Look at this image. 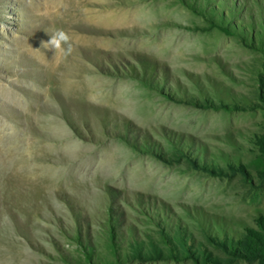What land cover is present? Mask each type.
Here are the masks:
<instances>
[{"label":"rangeland","instance_id":"rangeland-1","mask_svg":"<svg viewBox=\"0 0 264 264\" xmlns=\"http://www.w3.org/2000/svg\"><path fill=\"white\" fill-rule=\"evenodd\" d=\"M0 264H264V0H0Z\"/></svg>","mask_w":264,"mask_h":264},{"label":"bare ground","instance_id":"bare-ground-1","mask_svg":"<svg viewBox=\"0 0 264 264\" xmlns=\"http://www.w3.org/2000/svg\"><path fill=\"white\" fill-rule=\"evenodd\" d=\"M44 1V0H43ZM52 1V0H51ZM89 2V1H88ZM86 2V3H88ZM53 14L57 13V11L55 12H52ZM57 15V14H56ZM62 25V23L60 24ZM91 31H95V29H90ZM96 32H98L99 34H101L103 31H100V29H97ZM46 48V47H45ZM44 47L39 48L40 52L42 54H45V53H48L49 50L48 48L45 49ZM77 49H79L78 47L75 48V51H77ZM25 52V51H24ZM85 52V51H83ZM36 64V66L38 67V70L39 71H42V69H45L47 65L45 64H42L41 62H34ZM41 68V70H40ZM37 70V71H38ZM40 73V72H39ZM45 79L42 81V79L40 80V83L41 82H44ZM19 90V93H14L13 91H4L2 92V95H3V99H1V103L5 106H10V104H13V105H22V106H25L26 104L30 105L31 102L34 104H39L41 100H43V97L41 95H37L32 89H28L29 90V95H26V87L25 86H20L18 88ZM46 100V98H45ZM52 101H54V99H52ZM38 102V103H37Z\"/></svg>","mask_w":264,"mask_h":264},{"label":"clouds","instance_id":"clouds-1","mask_svg":"<svg viewBox=\"0 0 264 264\" xmlns=\"http://www.w3.org/2000/svg\"><path fill=\"white\" fill-rule=\"evenodd\" d=\"M69 37L66 33L63 31H57L54 35H52L47 42V44L50 46V48L56 50V49H62V45H68V51L71 50V45L68 43Z\"/></svg>","mask_w":264,"mask_h":264}]
</instances>
